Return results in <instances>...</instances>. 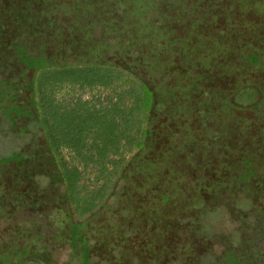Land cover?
Returning a JSON list of instances; mask_svg holds the SVG:
<instances>
[{"label":"rangeland","instance_id":"obj_1","mask_svg":"<svg viewBox=\"0 0 264 264\" xmlns=\"http://www.w3.org/2000/svg\"><path fill=\"white\" fill-rule=\"evenodd\" d=\"M171 1L165 0L161 14L166 17L171 13L165 21L169 24H172L173 20L176 21L172 24L175 26L173 28L184 33L173 40H167L169 43L164 45L165 48L162 47L167 51L160 55L161 58H165L162 59L164 60L162 64L173 59L170 54L172 51L179 55L184 52L188 58H184L180 63L183 65L192 61L189 66L186 64L184 72V75L187 74L191 79L195 80L204 74L198 73L199 68L196 66L210 68L215 58H221L213 54L211 47H202L204 37L215 43L221 42L220 39L229 40L233 35L237 39L240 36H251L248 33L250 30L245 27L246 24L239 21L246 15L245 11L227 16L217 26L214 18L210 20V12L214 5L210 6L211 10H206V17L200 19L196 16V9L203 8L199 4L209 0ZM132 2L134 0H0V74L5 77L12 76L10 79L0 78V205L4 204V208L8 210L6 213L0 209V233L3 235L0 236V264H90L89 262L108 264L109 259L114 256L110 264H122L120 261L128 264H264V138L260 141L261 144L257 145L258 142H250L246 136L243 137V142H250L244 150L247 157L244 158L242 165L246 166L243 168L239 164L238 171L241 173L228 179V185L223 189L225 192L212 195L209 202H202V205L194 208L196 213L191 214L192 217L189 216L191 210L187 212L188 208L180 203L183 201L190 204L197 193L195 189L199 187V190L207 189L206 186L210 183L202 180L198 170H193L195 174L187 172L173 175L175 173L171 167L177 162L170 161L171 164L169 163L170 166L166 170L168 175L166 180L152 184L157 177L154 173L150 174L152 168L148 167V160H145L147 163L141 162V167L132 164L131 168L120 173L119 184L113 183L114 174L108 175L104 188L107 195L110 193L108 199L111 198L95 216H91L89 211L82 212L81 203L74 201L68 191H64L60 186L58 173L51 169V164L56 167L53 151L48 152L45 147L36 146L41 136L34 132L28 133L34 123L25 119L30 114L25 109L31 108L26 105L23 94H19L26 84V75L21 71L23 68L21 63L27 64L31 61L30 58H36L37 55L46 58V54L37 53V46L41 42L44 45L52 43L51 46H55V53L50 55V59L58 52H65L69 47L66 43L72 39L57 44L56 38L62 39L64 28L69 31L79 30V27L74 29L76 18L81 17L82 21H85L87 17L95 16L88 22L93 23L90 28H94L98 24L97 20H100L99 17L105 15H100L101 11L127 15L126 12L132 13L130 9L125 11L120 7ZM102 3L105 5L101 6ZM171 4H174L173 9ZM222 5L223 2H220L216 6L222 10ZM249 15L254 17L255 12L250 11ZM166 22H160L162 26L164 25L161 29L168 31ZM249 26L256 25L253 23ZM260 27L263 28L261 24ZM210 32L219 37V41H216L217 38L212 41L207 37ZM170 33L172 35L174 31ZM49 48L52 47L46 46V49ZM201 50H204L205 54H200ZM190 51L192 52L188 54ZM195 54L197 58H191ZM253 55L263 56L264 49ZM246 59L257 61L260 58ZM150 60V57L146 56L143 62L148 63ZM162 69V67L159 70L154 69L158 71L155 75L159 77L163 74ZM191 79L176 84V88L182 91L183 95L192 84L194 86ZM235 85L238 88L237 83ZM156 87L160 88L162 93L166 92L165 86L161 83L156 84ZM245 91L247 96L246 94L245 97L239 96L234 105L230 103V108L241 110L240 107L249 104L253 90L248 86ZM168 92L173 94V91ZM204 99L206 98L202 97V100ZM163 104L164 101L160 97L158 108ZM178 109L183 112L182 108ZM188 128L187 125L180 127L181 132ZM203 134L200 140L188 135L189 140L195 145L199 143L207 145L212 139ZM143 152H146V149ZM187 159L190 168L193 167L191 163L194 164V168L195 165L200 169L202 166L205 168L203 157L197 164L189 154ZM213 172L219 183L221 174L217 166ZM185 180L187 186L180 184ZM246 206H249L248 210ZM176 210L186 212L181 222L191 217L187 219L189 225L197 222L203 224V227L196 231L195 226L194 235H186L184 229L180 230L177 227L163 228L170 222L179 220L174 213H168L177 212ZM101 213L104 226L99 221L98 214ZM29 221L33 222L31 229H35L36 232L32 233L28 227H21L27 225ZM117 222L122 223L116 225ZM4 228L8 230L12 228V232L7 231L4 235ZM27 232L31 234L30 237ZM170 235L172 237H169ZM180 237H187L189 240L180 246L179 251L175 240ZM114 239L119 245L126 244V248L123 250L115 248ZM190 240L194 241V244ZM130 243L132 248L128 247ZM161 243L170 248L162 251L163 254L158 252L156 258L153 247ZM118 244L115 246H119ZM51 250L55 251L52 252L49 261L47 259ZM94 251L104 255L99 259Z\"/></svg>","mask_w":264,"mask_h":264},{"label":"trees","instance_id":"obj_2","mask_svg":"<svg viewBox=\"0 0 264 264\" xmlns=\"http://www.w3.org/2000/svg\"><path fill=\"white\" fill-rule=\"evenodd\" d=\"M164 2L134 0L127 6H119L125 11L130 9L132 13L126 12L127 15L101 11L100 15H105L99 17L94 28H90L93 23L88 22L95 16L85 21L76 18L74 29H80L64 28L62 39L56 38L57 44L72 39L66 43L69 47L65 52H58L50 59L55 46L41 42L37 53L46 54V58L37 55L27 64L20 62L26 84L19 94H23L26 105L31 108L25 109L30 112L25 119L34 123L28 133L41 136L36 146L53 151L56 167L51 164V169L58 173L60 186L74 201L81 203L82 212L89 211L91 216L111 198L107 197L109 192L105 193L106 177L114 174L112 181L119 184L120 173L131 167V161L142 150L159 83L148 84L141 75L132 74L117 63L114 57L129 56L138 60L142 69L160 67L159 58H150L154 62L145 63L144 56L160 55L165 51L162 47L169 43L167 40L184 33L173 28L176 21L172 24L165 21L171 13L166 17L161 14ZM103 3L101 6L105 5ZM202 3L199 6L203 8L196 9L200 19L207 16L206 10H211L209 3L213 1ZM171 7L173 9L174 4ZM250 20L246 14L239 21L246 24ZM161 21L166 22L168 31L161 29L164 26ZM245 27L251 29L247 24ZM171 31H174L172 35ZM206 40L204 37L202 46L220 49L221 45ZM49 45L52 48L46 49ZM6 77L12 78L11 75ZM6 77L0 74V78ZM47 162L50 165L49 159ZM246 207L248 210L249 206ZM102 214H98L99 220Z\"/></svg>","mask_w":264,"mask_h":264},{"label":"flooded vegetation","instance_id":"obj_3","mask_svg":"<svg viewBox=\"0 0 264 264\" xmlns=\"http://www.w3.org/2000/svg\"><path fill=\"white\" fill-rule=\"evenodd\" d=\"M212 1L213 3H209V5H214V7L210 14L211 17L214 18V21L217 22L215 23L217 26H219L220 21L225 20L227 16H234L235 14H240L244 11L247 15H249L250 11L255 12V16L250 17V22H247L246 24L249 25L255 23L256 26H249L251 29L248 28V31L250 30L248 33L251 36H240L239 39L231 37L229 40L220 39L221 42H215L221 46L220 49L213 50V54L215 53L216 57L220 56L221 58H215L214 62L210 64V68L202 65L196 66V68H199L197 72L204 73L203 76L194 80L193 78L191 79L190 76H187V74L184 75L187 68L186 64L189 66L192 61L185 62V64L182 65L180 62H182V60L188 55L184 52L181 53L180 51L179 52L182 55H179L176 51H172V49L170 50L172 51L170 54L174 61H167L166 64H162L164 60H162L163 58H161L160 55L163 52H161L160 55L146 54L144 56V58H146V56H149L150 58H159V66L163 68L161 70L163 74L159 77L155 75V72H158L157 70H154L155 68L142 69L143 65L129 56L114 57L117 63L122 65L132 74L141 75L142 79H145L148 84L154 85L159 82L158 84L161 83L165 86V93H162L160 90L158 91V88H155V105L150 112V118L148 119L149 130L144 140L142 150L139 155L131 161V167L132 164L141 167V162L143 163L145 160H148V167L152 168L150 174L154 173L157 177L152 184L162 183L166 180V177L168 176L166 170L171 164L170 161L177 162L176 165L172 164L173 166L171 167L174 169L173 173L175 174L173 175H182L187 172L195 174L196 172L193 170H198L199 175L202 176V180L208 181L210 184L206 186L207 189L199 190L200 187L199 189L196 188L195 191H197V193L195 195L192 193L194 196L193 201L189 202L190 204L183 201L180 203V205L184 204V207L188 208L187 212L191 210L189 213V216L191 217V214L196 213L194 208L202 205V202H209L212 195L220 192L224 193L225 190L223 189L228 185V179L230 177L232 179L241 173V171H238L240 168L239 164L242 165L244 158L247 157L244 152L245 146L250 142H258L257 145H259L261 144L260 141L264 138V55H253L252 57L250 55L264 49V0H211V2ZM216 1L223 2L224 6H222V10L219 9V6H216L217 3H219ZM240 1L242 2V5L240 4ZM260 24L263 27L262 29ZM223 26L224 25H222V27ZM254 29L255 31H253ZM209 34L210 35L206 34V36L208 35L207 37L211 38V40L217 38L216 41H219V37L213 35L212 32ZM191 52L192 51L188 54ZM200 54H205V52L201 50ZM165 55L167 56V54ZM191 58H197V54L193 55ZM246 58L260 59L254 61ZM134 61H136V63H133ZM150 62L153 63L154 61L151 60ZM172 62H174V64H170ZM160 67L158 69H160ZM190 79L194 83V86L192 84L189 89L184 91L183 95L182 91L176 88V84L182 81H190ZM236 83L238 88L235 85ZM248 86L253 90V96L249 99V104L246 105L244 103L246 106L240 107L242 108L241 110L230 108V103H233L234 105V103L238 101L237 98L239 96L243 95L245 97L244 94H247L245 89L248 88ZM168 90L173 91V94L172 92L169 93ZM235 90H237V94ZM160 97H162L164 104L161 108H158ZM202 97L206 99L202 100ZM228 100H230V102ZM178 108H182L183 112ZM185 125L189 128L181 132L180 127ZM202 133H204V136L212 139L207 145H204L203 143L195 145L194 142L189 140L188 135H193L196 140H200ZM227 136H231L232 138H226ZM245 136L250 142L247 141L245 143L242 141ZM174 144L178 145L174 146ZM181 146H183V148ZM144 149H146V152H143ZM188 154L196 164L203 157V159H205V168L203 169L202 166L200 169L196 165L194 168L193 163H191L193 167L190 168L187 163ZM247 161L249 164L250 159ZM216 163L217 165H215ZM216 166L221 174V181L219 183H217L218 178L215 177L216 174L213 172L214 167ZM245 166L246 164H244V166L242 165L243 168ZM225 180L227 181L224 182ZM180 184L187 186V180L180 182ZM4 206L5 205L1 203L0 209L2 212L6 211L7 213L8 210L7 208H4ZM176 211L177 212L169 211L168 213H174L176 215L175 217L179 220L174 223L170 222L167 226L164 224L165 226L163 228H169L170 226L171 228L177 227L180 230L184 229L186 235H194L195 226H197L196 231H200V227H203V224L197 222L189 225L187 219H191V217H188L186 221L181 222V219L183 220L185 218L184 215H186V212L180 210ZM102 219L103 218L101 217L99 221L102 226H104L105 224ZM121 223L122 222H117L116 225ZM31 226H33V222L30 221L25 226L21 225V227H28L30 230L29 232H36L35 229H31ZM4 229L5 231H3V233L5 235L6 232H10L12 228L9 230L6 228ZM29 232H27L28 237L31 236ZM172 233H174V231H172ZM169 234L171 233L169 232ZM0 236L3 235L0 233ZM169 237H172V235ZM187 240H189L187 237H180L175 240V244H178L179 246V251L183 244L187 243ZM190 242L194 244V241L190 240ZM113 243L115 245L118 244L115 239ZM115 245L114 247L119 248L120 250L126 248V244L123 246L119 244V246ZM93 246L94 245H92V247ZM128 247L132 248L133 246L130 243ZM168 248L170 247H166L162 243L160 245H155L153 250L155 251L156 258L158 252L163 254L162 251ZM135 249L137 251V248ZM53 251L55 250H51V253L48 254L47 260L50 261V256ZM93 253L99 259L104 255L101 253L98 254L97 251H94ZM114 258L115 256L112 259ZM112 259H109L108 264H110V261L112 262ZM120 262H122V264H128L123 261Z\"/></svg>","mask_w":264,"mask_h":264}]
</instances>
